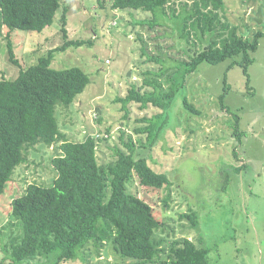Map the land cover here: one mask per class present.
Instances as JSON below:
<instances>
[{
    "label": "rangeland",
    "instance_id": "1",
    "mask_svg": "<svg viewBox=\"0 0 264 264\" xmlns=\"http://www.w3.org/2000/svg\"><path fill=\"white\" fill-rule=\"evenodd\" d=\"M112 1L61 0L63 5L69 6L68 38L93 42L90 46H70L53 59L54 68L79 66L90 76V83L71 106L57 105L56 117L61 131L70 140L81 141L89 133L96 135L95 130L101 128L108 137L99 147L100 161L110 160L114 146L125 148L121 136L124 134L125 140L130 136L136 144L137 154L145 155L149 164L164 172L171 181L168 187L146 193L133 181L130 189L149 199L158 217L166 221L164 231H159L162 237H187L206 247L209 264H264V152H260L264 138L252 136L247 142L244 138L243 144L238 146L232 133L233 116L230 114L237 112L236 107L244 106L240 126L254 125L255 130L258 125L264 126V36L259 39L246 73L235 64L226 72L224 80L229 60L217 65L202 63L189 73L167 109L165 132L150 145L147 135L135 130L144 125L140 122L144 116L150 117L161 110L151 105L141 108L134 102L123 104V99L118 101L116 98L141 86L146 70L159 68L156 62L147 61L144 49L151 56H157L159 52L181 59L188 56L182 51L183 41L178 32L170 36L169 23L151 29L139 22L149 18V13L114 9ZM224 2L228 20L239 27L242 35L252 37L256 31L264 33V0ZM60 15L58 10L52 25L41 33L13 30L11 40L20 67L9 60L7 30L3 29L0 34V79L15 78L20 68L36 63L48 49L64 43ZM179 41L182 44L174 48L172 45ZM179 69L178 78L183 66ZM226 88L225 104L230 112L221 110L218 100ZM251 90L255 96L246 101L244 91ZM185 97L198 113L184 107ZM58 146L59 143L52 146L38 144L26 151V161L16 167L6 191L0 195V246L7 245L9 238L21 230L11 216L12 200L23 194L30 183L52 184L56 171L51 159L59 153ZM236 146L238 157L242 153L249 162L258 160L259 167L253 168L251 173L238 169L237 156L233 154ZM247 146L252 148L251 153L247 151L244 155L239 148L243 150ZM190 211L196 212L197 226L182 217ZM88 252L91 264L132 262L120 259L109 244L98 254L94 249ZM4 257L5 252L0 247V260ZM5 263L11 264L9 259ZM48 263V259L39 256L22 264ZM63 264L86 263L76 259Z\"/></svg>",
    "mask_w": 264,
    "mask_h": 264
},
{
    "label": "trees",
    "instance_id": "2",
    "mask_svg": "<svg viewBox=\"0 0 264 264\" xmlns=\"http://www.w3.org/2000/svg\"><path fill=\"white\" fill-rule=\"evenodd\" d=\"M111 7L149 13V18L139 22L151 29L169 23L170 36L178 32L183 41L182 51L188 56L181 59L160 52L151 56L144 49L147 61L156 62L159 68L146 70L141 86L116 98L123 99V104L134 102L141 108L151 105L161 110L144 116L140 120L144 125L135 130L146 134L150 145L165 132L167 109L189 73L202 63L217 65L227 60L230 63L224 80L235 64L246 73L259 39L264 36L261 31L254 32L252 37L242 35L239 27L228 20L224 0H113ZM58 10L64 43L48 49L36 63L20 68L15 78L0 79V195L6 191L16 167L26 161L28 149L59 143V153L51 159L56 171L52 184L30 183L23 194L12 200L11 216L21 230L9 238L7 245L0 246L5 252L0 264H6L7 259L11 264H22L39 256L48 259V264L76 259L91 264L88 251L94 249L98 254L108 244L120 259L132 261L109 264H209L206 247L187 237H162L159 231H164L166 221L158 217L149 199L130 190L133 181L144 193L171 184L167 175L155 170L145 155L137 154L130 136L125 140L123 134L125 148L114 146L110 160L100 161L98 150L108 137L101 128L95 130L96 135L89 133L81 141L70 140L61 131L57 105L71 106L90 83V76L79 66L54 68L53 59L70 46L93 43L68 38L69 6L61 0H0V34L4 28L7 30L9 60L20 67L11 40L13 30L41 33L52 25ZM182 41L172 46H180ZM227 93L226 88L218 100L220 107L230 112L225 104ZM183 105L199 112L186 97ZM230 114L232 133L239 144L243 135L240 117ZM98 122L101 124V117ZM236 148L233 153L238 156ZM165 204L169 206L167 201ZM182 217L197 226L196 212Z\"/></svg>",
    "mask_w": 264,
    "mask_h": 264
},
{
    "label": "crops",
    "instance_id": "3",
    "mask_svg": "<svg viewBox=\"0 0 264 264\" xmlns=\"http://www.w3.org/2000/svg\"><path fill=\"white\" fill-rule=\"evenodd\" d=\"M243 95L245 96V100L248 101L250 98H253L255 96V92H253V90H251V92H248V93L246 91H244V94ZM236 109H237V112L236 113L240 117V122H239V126H240V123L242 122V119H243L241 117V114H242L241 113V110H244V106H238V107H236ZM221 110H222V108H221ZM224 111H226V110H224ZM254 127H255L254 125H251V126L250 125H246V126L242 125V126H240L241 130L243 131V135L241 136V139L242 140H241V143H239L240 145L243 144V139L244 138H245V141L246 142L252 136L254 138H257V139L258 138H260V139H263L264 138V126L261 127L260 125H258V129L257 130H255ZM247 135H249V136H247ZM239 144H238V146H239ZM263 144H264V142H262V145L260 147L261 148V151H260L261 153L264 152V145ZM241 148H239V149L243 152L244 155H245V153H247V151H250V149H252L250 146H247V148L246 149H243V150ZM250 153H251V151H250ZM245 157H243L242 153H240V156L239 157L238 156L236 157V159L238 160V163H237V168L238 169H240V170H247V171H249L251 173V170L253 168L254 169H257L259 167V161L258 160L252 159L249 162L247 158L245 159Z\"/></svg>",
    "mask_w": 264,
    "mask_h": 264
}]
</instances>
